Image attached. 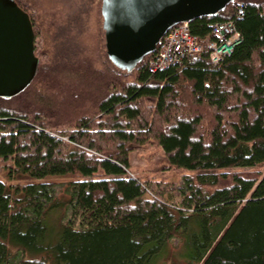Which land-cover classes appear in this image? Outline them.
Wrapping results in <instances>:
<instances>
[{"label":"trees","instance_id":"16d2710c","mask_svg":"<svg viewBox=\"0 0 264 264\" xmlns=\"http://www.w3.org/2000/svg\"><path fill=\"white\" fill-rule=\"evenodd\" d=\"M15 1L39 63L23 91L0 97V264H264V0L188 22L207 42L213 23L231 20L229 54L203 49L154 70L153 53L119 68L98 29H42L33 2ZM64 1L55 16L66 19L75 0ZM63 71L76 82L58 103L43 90ZM145 146L183 170L172 191L130 173V152Z\"/></svg>","mask_w":264,"mask_h":264},{"label":"water","instance_id":"95a60500","mask_svg":"<svg viewBox=\"0 0 264 264\" xmlns=\"http://www.w3.org/2000/svg\"><path fill=\"white\" fill-rule=\"evenodd\" d=\"M233 0H103L104 45L109 60L130 70L153 53L174 25L213 15ZM34 33L15 0H0V97L23 91L38 70Z\"/></svg>","mask_w":264,"mask_h":264},{"label":"rangeland","instance_id":"374dc122","mask_svg":"<svg viewBox=\"0 0 264 264\" xmlns=\"http://www.w3.org/2000/svg\"><path fill=\"white\" fill-rule=\"evenodd\" d=\"M33 2V6L36 9L37 13H41V19H39V23L41 22V28L42 29H49L50 31H58L57 26H60L61 28H65L66 34L70 35V37L75 38L78 31H84V29L87 31H94L98 29L99 31V39H100V51L103 55V52L105 50L104 46V35L103 30L100 27L101 26V18L97 17L98 14L94 12L97 5L96 2L98 0H75L74 6H72V13L71 10H67L66 7V19L62 15L59 9V13L55 16V13L57 12V9L59 8V4L61 3L60 0H57V2H51V0H31ZM70 1V2H66ZM71 3V0H65L63 4L65 6H68ZM99 6V5H98ZM88 9V12L86 10ZM77 11V12H76ZM80 13H79V12ZM82 11L85 14V18L83 19V23L79 21L78 18H76V22L74 21V12L75 14L78 13L81 15ZM87 13V14H86ZM82 16V15H81ZM74 19V20H73ZM83 25V27H82ZM83 28V30H82ZM48 43L50 45H54V34L50 36L47 34ZM37 40V39H36ZM71 42V40H70ZM69 39L68 42H66L67 45L70 44ZM104 46V47H103ZM96 70V69H95ZM63 73V74H62ZM62 73H56L52 79L51 82L48 83L46 88L43 90L45 94L48 96H51L52 98H55L56 102H60L62 99L61 96L63 90L66 88L67 84H71L72 86H75V77L73 75L65 73L64 71ZM69 75L70 77H67ZM96 79L100 77V73L97 70L95 72ZM103 78V77H101ZM100 82V81H99ZM97 83V81H96ZM98 84V83H97ZM70 88V87H69ZM62 91V92H60ZM65 97V96H64ZM67 101H69V98L66 97ZM57 103V105H58ZM64 107V106H63ZM58 109V108H57ZM56 112V110L54 111ZM53 112V113H54ZM130 162V168L129 171L131 174H135L142 178L143 180H149L151 182L152 187L159 188L162 191H172L175 187H172L173 185L177 184L180 176L184 174L183 170L178 171L177 169L171 167L166 168V159L163 151L159 147L155 146H145L143 148H138L135 150H132L130 152L129 157ZM260 171L264 172V167H259ZM251 173L254 171V169L249 170ZM241 173L248 174V170L243 169L241 170ZM66 180L64 178L62 179H56V186L61 185ZM61 212H54L50 216V221H57L61 219ZM171 245L174 246V250H177L178 247L177 239L173 238L171 240ZM177 262L182 263V260L180 258H176ZM157 264H162V262H159Z\"/></svg>","mask_w":264,"mask_h":264},{"label":"built area","instance_id":"2783aa9c","mask_svg":"<svg viewBox=\"0 0 264 264\" xmlns=\"http://www.w3.org/2000/svg\"><path fill=\"white\" fill-rule=\"evenodd\" d=\"M243 6L242 0L236 1L238 13L242 12ZM211 32L216 39L206 42L191 33L188 22L174 25L157 43L156 50L148 60L149 68L154 70L179 63L185 55L196 54L203 49L209 51L213 60H217L222 55L229 54L239 42V34L231 20L213 23Z\"/></svg>","mask_w":264,"mask_h":264},{"label":"bare ground","instance_id":"6f19581e","mask_svg":"<svg viewBox=\"0 0 264 264\" xmlns=\"http://www.w3.org/2000/svg\"><path fill=\"white\" fill-rule=\"evenodd\" d=\"M199 37V36H198ZM200 38V37H199ZM211 57V56H210ZM212 58V57H211ZM217 60H219V58L217 59ZM217 60H214V61H217Z\"/></svg>","mask_w":264,"mask_h":264}]
</instances>
